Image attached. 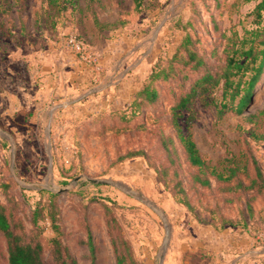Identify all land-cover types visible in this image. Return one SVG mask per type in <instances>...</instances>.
Segmentation results:
<instances>
[{
    "label": "rangeland",
    "instance_id": "obj_1",
    "mask_svg": "<svg viewBox=\"0 0 264 264\" xmlns=\"http://www.w3.org/2000/svg\"><path fill=\"white\" fill-rule=\"evenodd\" d=\"M261 1L0 0V203L46 264L53 238L77 264H208L213 229L241 231L254 249L244 264H264V194L237 188L254 160L264 174V81L240 112L221 85L180 104L220 71ZM187 35L199 69L170 63ZM147 85L151 103L139 96ZM238 165L229 182L213 175Z\"/></svg>",
    "mask_w": 264,
    "mask_h": 264
},
{
    "label": "trees",
    "instance_id": "obj_2",
    "mask_svg": "<svg viewBox=\"0 0 264 264\" xmlns=\"http://www.w3.org/2000/svg\"><path fill=\"white\" fill-rule=\"evenodd\" d=\"M253 21L250 29L244 30L242 36L237 34L228 38L227 46L224 49L225 60L220 71L215 74L206 73L198 79L190 93L183 97L180 101L181 107H185L187 103L197 95L196 89H201L200 95L205 94L210 88L221 85L223 90V99L229 98L234 101L240 96L239 103L235 107L239 112L246 106L248 102L260 93L261 84L264 81V0L259 2L252 11ZM187 43H191L190 37L187 35L185 43L179 47L170 61L171 65L176 58H180L184 65L191 66L192 69H199L204 65V60L199 56L194 48H190ZM184 45V47H183ZM181 53L186 56L182 57ZM158 74L152 73L151 79L156 80ZM165 74L163 78H167ZM150 85H147L139 93L143 101L151 103L155 100L157 94L155 90L150 91ZM177 117V115H176ZM180 140L184 148L187 161L192 167L199 170L200 173L205 172L208 168L206 161L201 156L199 149L191 135H183L180 131ZM163 146L171 155L170 145L164 141ZM255 177L250 179V185L245 186L244 182L239 181L238 189L254 190L264 194V174L260 166L254 160ZM237 169H226L223 172L213 171V175L219 181L229 182L236 175ZM246 168V167H245ZM203 187L211 186L209 179H199ZM189 207V203L185 200L182 202ZM0 233L6 240L8 252V264H46L43 245L39 241H35L28 237L24 232L22 225L11 219L7 213L6 207L0 203ZM51 256L55 264H77L74 257L69 252L67 246L58 238L51 240ZM115 251L117 248L115 247ZM118 264H124L125 259L121 255H117Z\"/></svg>",
    "mask_w": 264,
    "mask_h": 264
},
{
    "label": "crops",
    "instance_id": "obj_3",
    "mask_svg": "<svg viewBox=\"0 0 264 264\" xmlns=\"http://www.w3.org/2000/svg\"><path fill=\"white\" fill-rule=\"evenodd\" d=\"M47 79L42 80L44 82L40 84L42 89L44 86H49ZM209 240L208 250L212 258H209L208 264H244L247 256L254 250L250 239L236 229H213Z\"/></svg>",
    "mask_w": 264,
    "mask_h": 264
},
{
    "label": "water",
    "instance_id": "obj_4",
    "mask_svg": "<svg viewBox=\"0 0 264 264\" xmlns=\"http://www.w3.org/2000/svg\"><path fill=\"white\" fill-rule=\"evenodd\" d=\"M90 182H92V183H99V184H105L104 181H90Z\"/></svg>",
    "mask_w": 264,
    "mask_h": 264
}]
</instances>
